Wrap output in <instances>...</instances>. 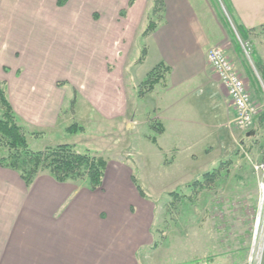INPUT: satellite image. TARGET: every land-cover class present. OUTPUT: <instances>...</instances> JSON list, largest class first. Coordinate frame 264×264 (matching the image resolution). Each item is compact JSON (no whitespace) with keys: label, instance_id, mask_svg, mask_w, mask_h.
<instances>
[{"label":"crops","instance_id":"obj_1","mask_svg":"<svg viewBox=\"0 0 264 264\" xmlns=\"http://www.w3.org/2000/svg\"><path fill=\"white\" fill-rule=\"evenodd\" d=\"M130 1L68 0L58 7L57 0H0V83L28 135L65 133L80 115L78 99L85 112L103 124L115 123L121 135L118 126L130 113L136 121L146 117L129 104L128 86L135 82L128 77L134 70L142 73L139 85L158 65L166 72L139 99L149 106L148 118L160 125L156 130H163L153 133L155 145L148 136L152 156L180 152L171 146L163 121L174 126L173 141L180 139L178 107L188 92L214 105L212 141L229 128L234 112L206 53L221 46L246 77L247 68L240 37L225 24L215 1L164 0L161 20L146 36L144 14L154 0ZM226 2L243 41L264 65V0ZM91 12L100 19H90ZM142 51L143 61L137 63ZM64 104L69 108L63 110ZM259 125L264 126L260 115L254 134ZM114 165L107 175L105 168L102 186L93 192L78 183H57L47 173L26 188L17 173L0 168V264H138V252L153 243V209L142 208L145 197L132 182L133 172L123 175Z\"/></svg>","mask_w":264,"mask_h":264},{"label":"rangeland","instance_id":"obj_2","mask_svg":"<svg viewBox=\"0 0 264 264\" xmlns=\"http://www.w3.org/2000/svg\"><path fill=\"white\" fill-rule=\"evenodd\" d=\"M214 1L225 24L236 31L225 5L221 0ZM148 5L144 14L147 20L144 29L150 21L158 24L161 20L160 13L152 15V6ZM95 16V12H91L89 18L93 17L94 22L100 19V16ZM239 46L247 77L240 68L235 69L247 78L245 83L261 113L264 109V65L257 63L249 45L247 54L242 45ZM224 51L228 55L225 48ZM142 76L134 70L128 77L127 80L135 84H131V88L128 86L127 96L130 106L143 110L146 117L136 121L134 114L130 113L125 123L118 126L121 135L115 123L103 124L93 112H85L83 102L77 98L75 110L78 108L80 115L76 121L73 118L69 127L75 124L84 128L85 132L28 135L18 125L29 149L40 152L57 145H70L78 152L88 151L103 158L106 175L112 163L117 171L123 170V175L127 169L133 172L136 184L145 195L142 208L151 205L153 209V243L138 252V264H252L254 221L261 181L253 167L264 159V126L259 125L252 137L245 138L246 135H241L232 121L225 133L213 137L212 141L208 134L211 130L209 126L216 122V117L213 119L214 105L207 99H200L196 91L194 94L188 92L178 107L180 119L176 127L182 134L180 139L173 141L171 128L174 126L168 120L163 121L167 135L172 138L171 146L180 152L172 151L163 154L162 158L152 156L149 148L154 147L147 142L150 139L148 136H158L160 133L156 128L160 125L156 119L148 118V112L151 113L149 106L139 100L143 96H138L140 84L137 85L136 81ZM58 85L63 86L64 82L60 81ZM3 90L5 94L4 86ZM73 94L76 96L75 90ZM75 96L71 109L75 105ZM67 108L68 104H64L63 110ZM134 147L136 152L132 151ZM6 154L7 150L0 147V156ZM206 174H212V179L204 178ZM78 184L85 187L83 183Z\"/></svg>","mask_w":264,"mask_h":264},{"label":"trees","instance_id":"obj_3","mask_svg":"<svg viewBox=\"0 0 264 264\" xmlns=\"http://www.w3.org/2000/svg\"><path fill=\"white\" fill-rule=\"evenodd\" d=\"M132 1L129 5L132 4ZM67 2L68 0H57V6L63 7ZM163 2L164 0L153 1L152 15L161 14ZM221 2L230 14L226 0H221ZM155 27L156 24L150 21L143 32V36L153 31ZM235 29L240 40L243 41V32L236 25ZM144 56L145 51H142L137 63H141ZM165 72L166 69L162 65H158L148 72L139 85L138 96H144L151 92L153 87L160 82ZM0 110V147L7 150L6 155L0 156V168L17 173L26 188L31 186L35 178L41 173H47L60 184L83 183L91 192L101 188L106 168L103 158L96 157L88 151L78 152L74 146L70 145H57L40 152L29 149L26 137L18 126L12 108L5 97L2 83H0ZM259 115L260 121L264 122V109ZM78 131H81V128L75 124L65 130L67 134H76ZM157 131L161 134L163 130L158 129ZM150 141L152 144L156 143L155 138L150 139ZM204 178L211 180L212 174H206ZM132 182L140 196L144 197V193L136 185L134 179H132Z\"/></svg>","mask_w":264,"mask_h":264},{"label":"built area","instance_id":"obj_4","mask_svg":"<svg viewBox=\"0 0 264 264\" xmlns=\"http://www.w3.org/2000/svg\"><path fill=\"white\" fill-rule=\"evenodd\" d=\"M238 41L247 54L248 45L243 44L239 38ZM206 62L226 91L234 112L233 126L241 133L249 131L254 126V120L259 114V107L251 98L244 78L236 71L221 46L212 47L207 51ZM253 168L261 181L253 232L252 247L255 246V251L252 250L251 255L253 256L250 262L262 264L264 257V159Z\"/></svg>","mask_w":264,"mask_h":264},{"label":"water","instance_id":"obj_5","mask_svg":"<svg viewBox=\"0 0 264 264\" xmlns=\"http://www.w3.org/2000/svg\"><path fill=\"white\" fill-rule=\"evenodd\" d=\"M253 135H254V131H251L250 133H248V134L246 135V137L249 138V137H252Z\"/></svg>","mask_w":264,"mask_h":264}]
</instances>
